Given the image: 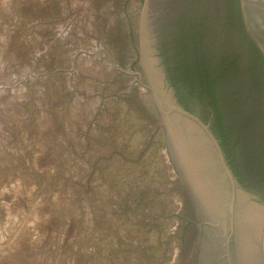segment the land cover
I'll return each instance as SVG.
<instances>
[{
  "label": "rangeland",
  "instance_id": "374dc122",
  "mask_svg": "<svg viewBox=\"0 0 264 264\" xmlns=\"http://www.w3.org/2000/svg\"><path fill=\"white\" fill-rule=\"evenodd\" d=\"M163 1L2 14L0 264H185L188 193L150 91Z\"/></svg>",
  "mask_w": 264,
  "mask_h": 264
},
{
  "label": "water",
  "instance_id": "95a60500",
  "mask_svg": "<svg viewBox=\"0 0 264 264\" xmlns=\"http://www.w3.org/2000/svg\"><path fill=\"white\" fill-rule=\"evenodd\" d=\"M195 28L211 81L185 111L177 43ZM249 40L264 60V0H164L150 32V91L188 193L185 264H264V68Z\"/></svg>",
  "mask_w": 264,
  "mask_h": 264
},
{
  "label": "trees",
  "instance_id": "16d2710c",
  "mask_svg": "<svg viewBox=\"0 0 264 264\" xmlns=\"http://www.w3.org/2000/svg\"><path fill=\"white\" fill-rule=\"evenodd\" d=\"M249 46L252 48L254 55H256V58L259 60L260 66L264 68V60L251 40H249ZM177 50L178 53L175 69L178 73L175 81L179 82L180 85L177 88L175 87L176 90H178L175 94V98L179 104L187 108L196 104V101L201 99L202 94L208 92L211 81L210 69L204 44L201 39L200 30H196L195 28L190 31V29H188L182 40L177 43ZM175 81L173 82L174 84H176ZM260 145L258 160L264 168V139Z\"/></svg>",
  "mask_w": 264,
  "mask_h": 264
},
{
  "label": "crops",
  "instance_id": "0c3cea01",
  "mask_svg": "<svg viewBox=\"0 0 264 264\" xmlns=\"http://www.w3.org/2000/svg\"><path fill=\"white\" fill-rule=\"evenodd\" d=\"M16 2H17V0H0V22H2V20H1L2 14L8 15V17L11 15L12 10L15 9V3ZM38 2L42 5H44L45 7H43V8H39L38 6L31 7L30 8V10H31L30 13L32 14L31 16H34V15L36 16L38 14V16L41 17L42 19H44L45 22H54V19L57 18V16H58L57 13L60 11L59 6L57 4V7H58L57 13H54V9H55L54 8L55 7L54 2H55V0H38ZM7 18H5L4 21L10 20L9 18L8 19ZM30 19L32 20V17L29 19H27L25 17L24 19H22V22H29V21H31ZM33 221H34V218H32L31 223ZM39 223H42V222L36 221V223H35V233H37V235H38V231H40V229H42V228H39L41 225ZM44 228H45L44 230H46L47 224H46V226L44 225Z\"/></svg>",
  "mask_w": 264,
  "mask_h": 264
},
{
  "label": "flooded vegetation",
  "instance_id": "af4514ba",
  "mask_svg": "<svg viewBox=\"0 0 264 264\" xmlns=\"http://www.w3.org/2000/svg\"><path fill=\"white\" fill-rule=\"evenodd\" d=\"M168 90H170L171 91V95H172V97H173V90L171 89V88H168ZM173 99L175 100V102H176V104L178 105V106H180L183 110H185L186 111V108L184 107V106H182L181 104H179V102L177 101V99L175 98V96L173 97Z\"/></svg>",
  "mask_w": 264,
  "mask_h": 264
},
{
  "label": "built area",
  "instance_id": "2783aa9c",
  "mask_svg": "<svg viewBox=\"0 0 264 264\" xmlns=\"http://www.w3.org/2000/svg\"><path fill=\"white\" fill-rule=\"evenodd\" d=\"M75 58V57H74Z\"/></svg>",
  "mask_w": 264,
  "mask_h": 264
}]
</instances>
